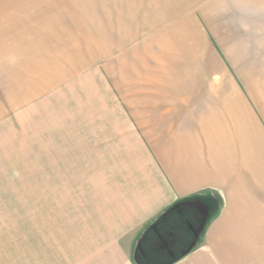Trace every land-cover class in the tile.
<instances>
[{"label":"rangeland","instance_id":"obj_1","mask_svg":"<svg viewBox=\"0 0 264 264\" xmlns=\"http://www.w3.org/2000/svg\"><path fill=\"white\" fill-rule=\"evenodd\" d=\"M181 139L264 187V0H0V264H136L116 180Z\"/></svg>","mask_w":264,"mask_h":264},{"label":"crops","instance_id":"obj_2","mask_svg":"<svg viewBox=\"0 0 264 264\" xmlns=\"http://www.w3.org/2000/svg\"><path fill=\"white\" fill-rule=\"evenodd\" d=\"M128 133L120 136L126 143L130 139L138 141ZM190 138L195 140L193 136ZM117 141L119 147L111 159L126 153L124 149L127 151L124 141ZM175 142L176 154L165 149L159 155L170 159L171 165L162 164L164 168H160L155 164L153 167L147 158V167L130 172L134 178L125 180L127 183L123 179L116 180V185L120 184L116 201L121 210L118 211L121 221L130 225L131 230H137L131 238V256H137L140 264L148 261L163 264L190 248L172 264H264V187L235 184L232 176L239 180V170L237 175L236 171L227 170L225 163L217 164L218 160L225 162L226 157L214 154L199 158L197 147L189 153L181 150L184 140ZM198 145L203 149L202 144ZM187 155L190 164L185 158ZM208 160L216 165L210 168L204 163ZM115 170V176L119 177L125 171L122 168ZM256 175L251 172L252 181ZM260 178L263 179L264 175L260 174ZM226 182L229 183L227 187ZM189 197L191 200L187 201ZM176 204L180 205L157 222L163 211ZM191 220L196 224L192 225ZM187 240L191 244L182 249V243ZM164 241L167 246L163 245Z\"/></svg>","mask_w":264,"mask_h":264},{"label":"trees","instance_id":"obj_3","mask_svg":"<svg viewBox=\"0 0 264 264\" xmlns=\"http://www.w3.org/2000/svg\"><path fill=\"white\" fill-rule=\"evenodd\" d=\"M187 201H190V200H187ZM178 205H180V204H176V205H173V206H171V207H168L165 211H163V212L159 215V217H158V219H157V222H160V221L164 218V216H166V214H167L168 212L174 211V210L176 209V206H178ZM200 222H202V220H201ZM190 223H192V225L196 224V222H193L192 220H191ZM189 250H190V248L187 249V250H185V252H184L182 255L177 256V257H175V258L171 259L170 261L165 262V263H163V264H172V263H174L175 261H177L178 259H180L181 257H183V255H185L186 253H188ZM135 259H137V258H135ZM135 263H136V264H140V263L138 262V260H137V262H135Z\"/></svg>","mask_w":264,"mask_h":264},{"label":"flooded vegetation","instance_id":"obj_4","mask_svg":"<svg viewBox=\"0 0 264 264\" xmlns=\"http://www.w3.org/2000/svg\"><path fill=\"white\" fill-rule=\"evenodd\" d=\"M164 246H167V241H164V244H163Z\"/></svg>","mask_w":264,"mask_h":264},{"label":"water","instance_id":"obj_5","mask_svg":"<svg viewBox=\"0 0 264 264\" xmlns=\"http://www.w3.org/2000/svg\"><path fill=\"white\" fill-rule=\"evenodd\" d=\"M162 243H163V241H162Z\"/></svg>","mask_w":264,"mask_h":264}]
</instances>
